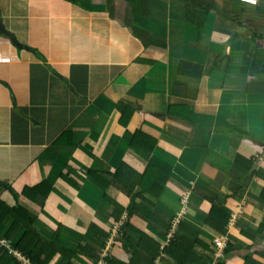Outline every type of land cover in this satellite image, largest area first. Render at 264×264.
Masks as SVG:
<instances>
[{"label":"crops","instance_id":"obj_1","mask_svg":"<svg viewBox=\"0 0 264 264\" xmlns=\"http://www.w3.org/2000/svg\"><path fill=\"white\" fill-rule=\"evenodd\" d=\"M23 1L0 0L6 28L37 51L0 34V246L16 257L15 233L25 227L6 238L14 219L1 212L5 204L38 212L49 237L61 234L68 248L85 242L101 252L98 263L75 255L73 264L106 257L128 264L115 239L135 196L151 221L139 210L130 226L162 250L184 225L198 264H264V0H197L206 13L201 29L187 22L185 0H147L138 12L116 0L114 16L107 0H84L60 17ZM8 5L20 19L9 21ZM67 17L70 26L60 30L55 22ZM75 25L69 41L59 39ZM35 30L44 35L32 44ZM120 170L131 178V196L114 177ZM44 182L53 192L33 202ZM95 226L110 234L105 248L96 232L88 237ZM128 234L137 245L141 237ZM217 239L227 244L222 251ZM178 263L164 253L156 260Z\"/></svg>","mask_w":264,"mask_h":264},{"label":"trees","instance_id":"obj_2","mask_svg":"<svg viewBox=\"0 0 264 264\" xmlns=\"http://www.w3.org/2000/svg\"><path fill=\"white\" fill-rule=\"evenodd\" d=\"M66 1L69 3L77 4L82 2L83 0H61ZM115 1L116 0H107V8L109 12L111 13V16H114V8H115ZM131 6H133V9L135 12H138L137 8L139 6V3H144L147 0H127ZM187 4V11H186V19L187 22L191 25H194L201 29L205 23L206 13L202 12V7L200 3L197 0H185ZM138 4V5H137ZM206 12V10H204ZM261 13L264 15V10H260ZM19 45V44H18ZM24 45V44H23ZM20 44V47L26 48L27 46ZM17 46V45H16ZM30 47L28 46L27 49ZM34 50V49H33ZM35 51L34 53H36ZM39 53H37L38 56ZM125 116V114H124ZM122 116L120 123L122 124V119L124 118ZM123 125V124H122ZM123 171L120 170L116 173L114 176L115 179L120 183L117 185L120 186V189H123L124 192L127 195H133V189H132V182L131 178L127 177V179L123 180L122 178ZM133 176V175H131ZM65 183L68 185H73L72 182L66 177L64 179ZM104 183V182H102ZM105 184V183H104ZM52 186L49 182H44L39 187L32 190V200L33 202L36 201V197H33L34 195H42L44 199H48L49 195L53 192ZM132 204L128 208V220L126 221V226H124V229H122L116 236L115 241L118 243H121L124 247V250L128 252L131 257L128 260V264H156V260L161 256L162 253H164L167 256L171 257H178L179 263L178 264H198L196 263V260H193L192 255V248L194 247L193 240L189 237V234L184 229V225H180L178 228L176 234L173 236L170 244L164 249H161V246L152 238H150L148 235L139 232L137 230H134L130 225L131 219L139 214V210L142 211L141 207L139 208L136 203V197L134 196L132 198ZM112 203L117 206L120 209V214H123L125 209L118 206L114 201ZM3 208V209H2ZM2 211L5 212L8 215H11L13 217V225L9 229L8 234L6 235V238L8 240L13 236L15 229H17L20 225H24L23 231L21 233V236L18 237V239L14 242V249L21 253L23 256L27 257L31 264H52V262L56 259V257L62 256V263L63 264H73L71 259L77 256L81 257H88L93 259L95 262H99V259L101 257V252H99L95 247H91L88 244H85V242L78 247L77 250H72L68 248L62 241L61 234H58V237H49L46 234H42V232H39L35 225V217L26 209L24 208H17L13 207L10 208L7 205L2 206ZM22 213L24 215H22ZM148 213L147 210H143L140 212L141 218L146 220L147 222L151 221V218L147 216ZM18 214V215H17ZM229 217V216H228ZM1 220V219H0ZM115 220H117V217H115ZM219 222V221H218ZM229 219L227 218L225 223L220 229H215V231L219 235H224L226 233L225 231V225L228 224ZM1 224V221H0ZM132 229V232H135L138 234L141 239L139 240V243L137 245L133 244L132 241H130V236L128 234L129 230ZM92 233L98 234L99 239L96 240V244L101 245V248L106 247V243L110 238L109 232L102 231V236H100L99 229H97V226L93 227L91 230ZM101 231V228H100ZM185 234V235H184ZM101 237V238H100ZM187 256L188 260L185 261L179 257ZM70 261V262H69ZM107 264H123L120 261L114 260L111 257L106 258ZM0 264H21L16 257L13 255V253L10 252L7 248L0 246Z\"/></svg>","mask_w":264,"mask_h":264},{"label":"rangeland","instance_id":"obj_3","mask_svg":"<svg viewBox=\"0 0 264 264\" xmlns=\"http://www.w3.org/2000/svg\"><path fill=\"white\" fill-rule=\"evenodd\" d=\"M13 0H11V2H12ZM17 2H19V0H16ZM31 2H33L34 4H35V7H33L32 6V4H31ZM82 2H84V0L82 1ZM85 4H87L86 2H84ZM25 4H27V5H29V9L31 10V9H36L37 11H40V12H43L44 10H48V9H50L51 11H50V14L52 13V11H55V13H57V17H60V16H65V14H69L70 13V4H69V2H66V1H61V0H24L23 1V6H25ZM10 5V4H9ZM8 5V6H9ZM13 4H11V6H12ZM20 5V4H19ZM8 6H6V7H4V9H6V13H7V11H8V13H7V17H8V19H9V21L11 22V21H13V19L15 20V18H17V19H20V11H18L17 10V7H15L16 8V16H14L13 15V13L11 12L14 8H12V10L10 9V6H9V8H8ZM17 6V5H16ZM79 6V5H78ZM117 10L120 12V11H122V8L121 7H118L117 8ZM125 14V16H127V17H129V18H131V11H130V9H126V10H124L123 11V15ZM255 18V17H254ZM58 19H63V20H58V21H56L55 22V25L56 26H58V28L60 29V30H64L63 29V26L65 25V24H67L68 26H70V22H65L64 20H68L69 19V17H67V18H58ZM96 22H98L97 23V27H96V30H97V32L99 33V31H101L102 30V28H103V24L102 23H100L99 21H96ZM19 26L20 25H23V20H21V21H18V23H17ZM86 25L87 24H84V23H82L81 24V26H82V28H83V30L85 29V27H86ZM89 25V24H88ZM81 26H79V25H75V29H72L71 27H69V29H67V31H65V32H63V33H61L60 34V38L59 39H66V40H68V37L72 34V33H74L76 30H78ZM36 31V30H35ZM96 32V31H95ZM36 33H37V31H36ZM34 33V32H31V31H29V34H30V40L32 41L31 43L33 44V43H37L38 41H40L41 39H42V37H43V35H44V32L42 33V32H40V33ZM100 34L102 35V33L100 32ZM53 35H54V33L52 32V37H53ZM32 38V39H31ZM53 39H51L50 40V42L52 41ZM65 40V41H66ZM69 41V40H68ZM44 42L45 43H48L49 42V40H48V38L47 39H44ZM40 43V42H39ZM41 44V43H40ZM48 49L50 50L51 49V47H48ZM65 50V48H64V46H61V47H59V49H58V55H60V56H63V51ZM100 84L101 83H99V86H100ZM114 87L115 88H120L121 89V86L120 85H114ZM123 89V88H122ZM95 90H97V87H93V91H95ZM115 122V121H114ZM56 191L57 192H59L58 191V189H56ZM61 194L62 193H60L59 195L61 196ZM63 196H62V198L63 197H65V195L64 194H62ZM66 198V197H65ZM64 198V199H65ZM58 200V199H57ZM33 212V213H32ZM31 213L35 216V218L36 219H38V217H39V214H38V212H36L35 210H33ZM40 218V220L39 221H37L36 223H35V225L37 226V228L39 229V231H41L42 233H44V234H46L47 236H50L51 235V233H52V228H51V226L49 225V224H46V223H44V222H42L41 221V217H39ZM98 227V226H97ZM98 229H100V227H98ZM21 233H22V231L21 230H18L15 234L16 235H18V234H20V236H21ZM95 234V233H94ZM19 236V237H20ZM88 237L89 238H91V239H93V233H92V235H88ZM12 241H13V238H12ZM6 244H4V246H5ZM111 244H109L108 245V248H109V246H110ZM10 245L8 244L7 245V249L9 250V247ZM110 249V248H109ZM12 250H13V248H12ZM114 250V249H113ZM122 250V249H121ZM106 252V251H105ZM107 252H109V250L107 251ZM115 254V253H114ZM15 255H16V257H18V258H22L23 256H22V254L21 253H19V252H15ZM115 256L117 257L118 255L117 254H115ZM85 257V256H84ZM119 257V256H118ZM107 258V257H106ZM89 259V258H88ZM21 260V259H20ZM63 262V261H62ZM59 263V264H63V263ZM97 263V262H96ZM105 263H107V261H106V259H104V261L103 260H100V263L99 264H105Z\"/></svg>","mask_w":264,"mask_h":264},{"label":"water","instance_id":"obj_4","mask_svg":"<svg viewBox=\"0 0 264 264\" xmlns=\"http://www.w3.org/2000/svg\"><path fill=\"white\" fill-rule=\"evenodd\" d=\"M0 34L9 37L15 45L20 46V45H18L19 42H18V39L16 38L15 34H13L12 32H10V31L6 28V25H5L4 19H3L1 16H0ZM29 50L32 51V52H35V50H33V49H29ZM38 58H40L41 60H44V59H45V57H44L42 54H38ZM56 74H57V76H59V77L62 78V76H61L60 74H58V73H56ZM62 79H63V81H64L66 84L69 83L68 79H66V78H62ZM1 83L4 84V85L7 86V87H10V86L8 85L7 82H4V81L2 82V81H1ZM14 100H15V96H13V101H14Z\"/></svg>","mask_w":264,"mask_h":264},{"label":"built area","instance_id":"obj_5","mask_svg":"<svg viewBox=\"0 0 264 264\" xmlns=\"http://www.w3.org/2000/svg\"><path fill=\"white\" fill-rule=\"evenodd\" d=\"M216 247L222 251L223 249H225V247L227 246L226 242H224L222 239H217L215 241ZM222 256V255H221Z\"/></svg>","mask_w":264,"mask_h":264},{"label":"clouds","instance_id":"obj_6","mask_svg":"<svg viewBox=\"0 0 264 264\" xmlns=\"http://www.w3.org/2000/svg\"><path fill=\"white\" fill-rule=\"evenodd\" d=\"M20 43V42H19ZM40 54V53H39ZM216 241V240H215ZM219 250V249H218ZM13 253V252H12ZM222 255V256H221ZM217 256H219V258H222L223 257V254L222 253H220V254H218ZM25 257V256H24Z\"/></svg>","mask_w":264,"mask_h":264}]
</instances>
